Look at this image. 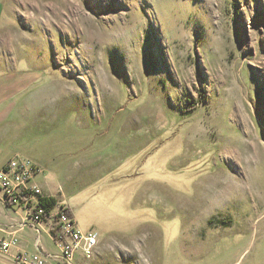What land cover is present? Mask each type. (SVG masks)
I'll return each instance as SVG.
<instances>
[{
	"label": "rangeland",
	"instance_id": "obj_1",
	"mask_svg": "<svg viewBox=\"0 0 264 264\" xmlns=\"http://www.w3.org/2000/svg\"><path fill=\"white\" fill-rule=\"evenodd\" d=\"M1 1L66 160L50 192L104 259L264 264V0Z\"/></svg>",
	"mask_w": 264,
	"mask_h": 264
},
{
	"label": "crops",
	"instance_id": "obj_2",
	"mask_svg": "<svg viewBox=\"0 0 264 264\" xmlns=\"http://www.w3.org/2000/svg\"><path fill=\"white\" fill-rule=\"evenodd\" d=\"M3 18L4 5L0 0V26ZM38 70L39 67L35 64L28 65L25 62H19V60L6 61L0 49V168L13 157L31 158L41 168L35 177L36 182L45 194L57 199L56 194L50 192L51 174L60 171L66 160L59 159L53 147L55 144L52 142V138L49 144L43 143L42 133L36 129L37 123L34 121V117L30 116L27 119V113L32 115L31 111L35 110L37 106L35 87L41 79V73ZM37 128L41 129L38 125ZM52 133L51 128L44 129L46 137L51 136ZM61 197L60 202L65 203L67 194L61 193ZM67 205L74 216L72 207ZM23 216V212L13 209L5 203L3 191L0 189V226L4 227L6 231L17 230L16 233L19 237V245L12 252L17 249L33 252L36 247V235L32 229L18 228ZM12 225L15 227H10ZM43 234L46 235L42 232L39 238L41 247L47 252L56 253L57 250H53L48 245L47 237L45 239ZM106 240L108 239L105 235L99 234L93 256L85 258L80 252H77L73 257L72 264H112L110 259H104L101 254V247ZM10 255L0 254V264H15ZM47 264L63 263L55 258H50L47 260Z\"/></svg>",
	"mask_w": 264,
	"mask_h": 264
},
{
	"label": "built area",
	"instance_id": "obj_3",
	"mask_svg": "<svg viewBox=\"0 0 264 264\" xmlns=\"http://www.w3.org/2000/svg\"><path fill=\"white\" fill-rule=\"evenodd\" d=\"M40 170L37 163L24 156L11 158L0 168V189L5 203L24 215L18 228H31L36 235L33 252L24 249L12 252L19 245L17 230L6 231L0 226V254H11L15 264H47L50 258L72 264L77 252L91 258L98 243V233L93 229L81 231L67 204L58 200L52 206L46 204L51 196L45 194L35 180ZM42 232L50 234L58 248L56 253L47 252L41 247L39 238Z\"/></svg>",
	"mask_w": 264,
	"mask_h": 264
},
{
	"label": "trees",
	"instance_id": "obj_4",
	"mask_svg": "<svg viewBox=\"0 0 264 264\" xmlns=\"http://www.w3.org/2000/svg\"><path fill=\"white\" fill-rule=\"evenodd\" d=\"M190 107V109L189 110H191V109H193L194 108V105H190L189 106ZM47 203V205L48 206H52L54 203H56L57 202V199L55 198V197H49V199L46 201ZM72 213V212H71Z\"/></svg>",
	"mask_w": 264,
	"mask_h": 264
},
{
	"label": "bare ground",
	"instance_id": "obj_5",
	"mask_svg": "<svg viewBox=\"0 0 264 264\" xmlns=\"http://www.w3.org/2000/svg\"><path fill=\"white\" fill-rule=\"evenodd\" d=\"M231 157H233V155Z\"/></svg>",
	"mask_w": 264,
	"mask_h": 264
}]
</instances>
